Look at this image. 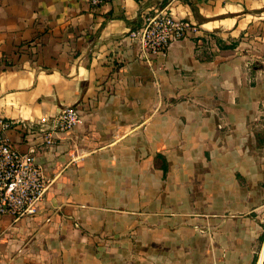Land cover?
<instances>
[{
	"label": "crops",
	"instance_id": "0c3cea01",
	"mask_svg": "<svg viewBox=\"0 0 264 264\" xmlns=\"http://www.w3.org/2000/svg\"><path fill=\"white\" fill-rule=\"evenodd\" d=\"M165 9L199 32L145 61L127 35ZM66 107L83 123L38 155L39 214L0 216V264L247 262L250 222L218 215L264 205V0H0V119L34 129L10 138Z\"/></svg>",
	"mask_w": 264,
	"mask_h": 264
},
{
	"label": "built area",
	"instance_id": "2783aa9c",
	"mask_svg": "<svg viewBox=\"0 0 264 264\" xmlns=\"http://www.w3.org/2000/svg\"><path fill=\"white\" fill-rule=\"evenodd\" d=\"M109 1L89 0V3L96 8ZM198 32L196 25L165 9L158 11L143 27L130 30L127 38L138 44L141 59L151 61L173 43ZM82 123L79 111L75 107H66L51 121L41 142L28 143L22 150L10 138L9 132L20 130L32 135L34 129L25 122L0 119V216L20 220L39 214L52 181L38 155L43 148L57 144L56 135L72 131Z\"/></svg>",
	"mask_w": 264,
	"mask_h": 264
},
{
	"label": "rangeland",
	"instance_id": "374dc122",
	"mask_svg": "<svg viewBox=\"0 0 264 264\" xmlns=\"http://www.w3.org/2000/svg\"><path fill=\"white\" fill-rule=\"evenodd\" d=\"M254 154L258 155L259 153L258 151H255ZM261 201H264V199L259 198V202ZM218 216L221 217L220 219L225 221L237 219L238 221L246 220L247 222H250V251L248 253L249 256L247 262H243L241 264H258L264 252V205L262 206V209H260L258 212L251 211L250 213H227ZM246 232L247 229H244L245 240ZM240 238H242L241 235ZM262 264H264V258Z\"/></svg>",
	"mask_w": 264,
	"mask_h": 264
},
{
	"label": "trees",
	"instance_id": "16d2710c",
	"mask_svg": "<svg viewBox=\"0 0 264 264\" xmlns=\"http://www.w3.org/2000/svg\"><path fill=\"white\" fill-rule=\"evenodd\" d=\"M225 48H234V45H231V46H224ZM256 260V259H255Z\"/></svg>",
	"mask_w": 264,
	"mask_h": 264
}]
</instances>
